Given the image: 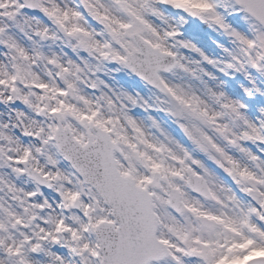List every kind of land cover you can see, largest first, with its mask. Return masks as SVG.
<instances>
[{
    "label": "snow or ice",
    "instance_id": "6c2138e0",
    "mask_svg": "<svg viewBox=\"0 0 264 264\" xmlns=\"http://www.w3.org/2000/svg\"><path fill=\"white\" fill-rule=\"evenodd\" d=\"M0 264H264V0H0Z\"/></svg>",
    "mask_w": 264,
    "mask_h": 264
},
{
    "label": "rangeland",
    "instance_id": "374dc122",
    "mask_svg": "<svg viewBox=\"0 0 264 264\" xmlns=\"http://www.w3.org/2000/svg\"><path fill=\"white\" fill-rule=\"evenodd\" d=\"M204 33H206V35H203L202 36V43H201V46L205 48V50H211L213 52H218L217 49H215V47L211 44L210 40L208 39V37H211L213 39H217V40H221L223 41L225 38L224 37H221L219 36L218 34L214 33V32H211L210 30H206L204 29L203 30Z\"/></svg>",
    "mask_w": 264,
    "mask_h": 264
}]
</instances>
